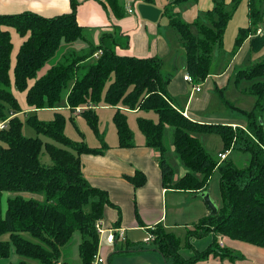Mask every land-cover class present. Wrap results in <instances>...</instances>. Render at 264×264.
<instances>
[{
    "label": "trees",
    "instance_id": "obj_1",
    "mask_svg": "<svg viewBox=\"0 0 264 264\" xmlns=\"http://www.w3.org/2000/svg\"><path fill=\"white\" fill-rule=\"evenodd\" d=\"M89 0H70L69 14L46 18L27 11L22 14L0 15V121L7 127L0 130V264H70L62 260L64 249L74 235L79 234L78 255L81 264H93L99 254V235L96 225L105 220L107 208L117 211L118 228L122 222L120 206L110 199L107 190L91 184L86 178L83 157H103L111 148L100 131L101 108L114 109L112 121L118 135V148L131 150L138 145L130 126V113H154L156 120L137 117V127L145 138L144 147L159 153L158 162L163 187L199 195L209 191V182L220 174L221 198L218 213L205 215L188 231V238L214 234V241L192 259L181 254V241L163 225L148 229L152 248L165 262L193 264L208 256L225 258L229 251L219 245L217 236L227 237L246 244L264 248V0H248L249 24L241 27L236 36L233 56L248 41L250 55L258 56L253 65L235 71V84L251 82L245 94L256 98L252 110H242L225 98L220 91V101L227 108L238 110L245 116L244 126L207 124L184 116L168 91L172 77L164 76V62L159 57L136 58L121 56L116 48H127L129 36L123 35L116 24L112 33H103L98 46L88 41L81 52L73 51L61 63L51 68L30 86L29 79L37 76L44 65L53 59L63 44L87 40L86 27L78 23L79 7ZM98 1L109 17L119 21L128 14L123 0ZM154 4L155 0H147ZM199 0H172L163 9V17L180 36L187 74L192 84L198 86L211 76L213 56L222 49L226 28L239 9L242 0H212L213 7L200 12L193 23L182 19L183 4L197 5ZM196 27L198 35L192 32ZM11 29L27 40L17 54L14 84L26 92L27 109L12 92L10 63L13 50ZM103 53L96 59V53ZM66 101L73 114H79L93 134L102 143L90 147L84 141H73L65 135L68 118L59 109ZM78 108H83L77 113ZM56 110L50 120H42L39 111ZM31 125L38 135L52 139L62 147L44 142L39 137L24 135L25 125ZM173 130V147L186 173L175 180V168L168 158L164 144L166 128ZM211 134L221 137L224 160L213 158L194 134ZM234 150L249 153L244 166L230 159ZM43 151L50 156L52 165H43ZM148 178L139 170L128 178L137 190L146 185ZM4 193H9L7 208L2 210ZM135 217L140 225L138 208ZM105 222V221H104ZM190 246V244H189ZM17 258V260H16Z\"/></svg>",
    "mask_w": 264,
    "mask_h": 264
},
{
    "label": "crops",
    "instance_id": "obj_2",
    "mask_svg": "<svg viewBox=\"0 0 264 264\" xmlns=\"http://www.w3.org/2000/svg\"><path fill=\"white\" fill-rule=\"evenodd\" d=\"M168 1L155 0L154 4H151L147 0H123L125 7L128 3L134 6L136 15L127 14L125 18L117 21L113 17H109L98 1L89 0L79 7L77 20L82 27L86 28L110 30L113 24L119 26L121 33L129 36L127 48H116L121 56H132L140 59L156 56L161 58L164 62L162 74L166 77H172L168 91L176 100H181L178 103L180 104L179 107L184 111L185 117L199 123H220L233 125V127L244 126L245 116L243 117L236 109L231 108L233 112L228 116H223L225 119L212 118L208 113L211 110V106L217 104V97L214 92L229 90L228 87L232 79V76L229 75L231 68L222 73L217 72L213 74L211 72L209 79L201 84L206 90L200 96H197L196 93H202L204 91L202 89L203 86L201 87L202 90L195 91L194 85L185 80L187 70L185 68V55L180 44V38L169 25L168 19L163 17V9L169 3ZM212 7V0H199L197 5L190 6L183 12L180 9H176V11L181 12L182 19L186 22L193 23L200 12L209 11ZM27 11L46 18H55V16L71 12L70 0H0V15L22 14ZM245 22H247L246 25L237 26L238 28L236 27L233 33L236 31L238 33L241 27L248 26L249 20L247 18L244 21L240 20L238 24H245ZM96 36L98 39V34ZM224 39H226V34ZM99 40L96 44L99 43ZM243 45L240 52L233 58L232 69L234 73L237 70L234 66L241 67L247 60V56L250 55L248 41ZM257 57L253 55L252 59L256 60ZM211 93H214V95ZM144 144L142 142L137 144L138 147L126 150L118 148L117 141L109 145L111 149L103 157L88 156L82 159L85 166V176L90 180L91 184L107 190L111 201L116 206H120L122 213L125 208V215H122V222L119 227L125 229L126 234L140 230L147 232L149 228L154 229L157 225H163L168 231L166 225L168 219L166 218V213H164L163 199L173 190H167L163 187L161 170L159 162H157L159 153L151 148L144 147ZM136 170L143 172L148 178L146 185L137 190L128 181V178L132 177ZM175 192L187 194L181 191H173V193ZM197 197L199 196L197 195ZM135 206L138 208L143 225H140L138 220H136ZM209 211L207 206L203 212V217L209 214ZM117 217V211L109 207L105 213L104 223L108 227H116V223L118 222ZM195 223L197 222L193 224ZM126 241L128 242V239ZM116 243L108 244L106 241L103 243L101 249L103 250L102 257L105 259V264H123L121 263L122 260H129L133 264H159L151 255L136 256L139 252L123 253L114 257L115 252L118 250ZM155 252L159 254L157 251ZM120 256L124 259H118Z\"/></svg>",
    "mask_w": 264,
    "mask_h": 264
},
{
    "label": "rangeland",
    "instance_id": "obj_3",
    "mask_svg": "<svg viewBox=\"0 0 264 264\" xmlns=\"http://www.w3.org/2000/svg\"><path fill=\"white\" fill-rule=\"evenodd\" d=\"M172 1V0H169ZM168 1V2H169ZM136 2V1H135ZM99 5L102 7V5L99 3ZM193 6L191 4H183V6L180 7L181 12L186 10L188 7ZM104 8V7H103ZM105 10V9H104ZM106 11V10H105ZM107 13V12H106ZM249 14V2L248 0H242L241 5L237 12L234 14L233 19H231L230 24L228 25L226 29V39H224L223 48L219 49L217 48L214 56H213V65L211 67V72L214 73H222L227 71L229 68V75L232 76L231 83L228 87L229 90H225V98L227 100H230L233 104L237 105L240 108H244L246 110H252L254 106L256 105V98L254 96H251L249 94H245L243 92L244 89L248 88L249 85H251V82L248 81H242V83L237 86L235 84V77L236 74L234 73V70L232 69V65L234 63V56H233V48H234V42L237 36V31L233 33V30L237 26L246 25L245 24H238L240 20H245L246 18L249 20L248 17ZM238 28V27H237ZM262 29V30H261ZM261 29L258 31H261L259 34H261L264 30V24L261 26ZM175 31V30H174ZM112 33L113 28L110 30H103L102 28H86L85 30V36L87 37V40H79L77 42H73L70 44H63L61 48L57 51L58 53L56 56L51 59L49 62H47L43 69L38 72L37 76L34 78L29 79L30 86L33 85L36 80L40 79L45 75L51 68L56 66L57 64L61 63L64 59V56L68 55L69 53L76 51L81 52V50L85 49V47L88 45V41L91 42L93 45L98 46L102 37L103 33ZM192 32L198 35L196 27H192ZM175 33H177L175 31ZM98 34V39L96 38ZM179 36V34L177 33ZM11 37L13 39V50H12V56H11V63H10V80L12 82V92L15 96L18 97L19 103L23 109H27V102H26V92L19 91L15 84H14V70H15V64L17 59V52L20 48V46L27 40L26 38L21 37L15 29H11ZM180 38V36H179ZM100 39V40H99ZM99 40V43L96 44V42ZM119 48V47H118ZM119 54V52H118ZM247 60L244 64H242L241 67H238L235 65L234 67L237 68L236 71L242 70L243 68L250 67L255 62L254 59H252L251 55H248ZM181 68V67H180ZM179 68V69H180ZM186 68V65H185ZM187 75V74H186ZM230 80V79H229ZM191 85V84H190ZM194 85V84H193ZM192 85V86H193ZM201 85V84H200ZM194 85L193 87H198L199 90L204 89V91L201 93H196L197 96L203 95L205 93V87L203 85L201 86ZM203 86V87H202ZM202 87V89H201ZM196 91V90H195ZM217 100L215 106H211V110L208 112L212 118L217 119H225L223 116H228L230 113L233 112L231 108H227L223 103H221L219 99L220 91L214 92ZM214 93H211L214 95ZM178 102H181L180 99H177L175 101L176 105H180ZM181 108V107H180ZM59 109L62 113L66 115L68 118L67 121V127L65 130V135L72 139L73 141H84L87 145L94 148H99L102 146V143L99 141V139L93 134L91 129L89 128L88 124L84 121V119L79 114H73V122L69 121V118L72 116L70 109L67 107L66 101H62L59 104ZM102 110H109V111H102ZM56 110L53 109H44V111H39V116L42 120H50L53 118L54 113ZM114 113V109H105L101 108L99 110V116H100V131L105 136V143L109 146L114 144L118 141V135L116 134V128L114 125V122L112 121V114ZM238 116L237 114H235ZM137 117H147L150 119L156 120V115L154 113H139L129 114V120H130V126L131 129L135 135V141L136 144L145 143V138L143 134L140 133L138 127H137ZM242 117V116H241ZM262 125L264 126V114L263 118L261 120ZM24 135L28 138H35L39 137L44 142H49L57 147L64 148L61 144L55 143L52 139L49 137L38 135L35 132V129L31 126L26 124L24 127ZM166 136L164 139V144L166 148H168V158L169 162H171L173 168H175V180H179L183 175L186 173V169L181 161L177 158V155L175 153V149L173 147V130L170 127L166 128ZM203 144V146L206 147V150L211 154L213 158H217V155L219 153H222L224 151L223 142L220 136L218 135H211V134H194ZM115 141V142H114ZM158 153V152H157ZM235 162H237L238 166L243 167L247 159L250 158L249 153H243L239 150H234L230 157ZM158 160V159H157ZM224 160V159H222ZM41 162L43 165H52V161L50 156L47 154V152L43 151V154L41 156ZM158 162V161H157ZM219 180H220V174H215L212 179L209 182V191L211 192V196L213 200L218 204L221 194L219 189ZM9 193H4L3 199H2V210L5 213L7 208V199L10 197ZM134 201V200H133ZM202 199L200 197H197L196 195L192 194H180V193H173L171 191L167 194V196L163 199V205H164V213L167 215V221L166 225L168 227V231L170 233H173L178 237L181 241V254L182 256L189 260L192 259L193 256H195L198 252H203L205 249L209 247L210 244L214 241V234H207L203 237H198L196 235L191 236V238H188V231H191L194 229V222H198L203 217V212L207 208L206 204L202 203ZM134 204V202H133ZM125 215V208L123 209L122 215ZM74 239L70 245H68L63 251V258L62 260H66L70 264H81V260L78 255V244L81 241V237L79 234L74 235ZM150 234H148L145 230L135 231L134 233L128 232L127 233V239L125 243H122V241L116 243L117 244V251L115 252L114 257L119 256L123 253H138V255L142 256H153L159 264H174L172 261L165 262L164 259L162 260L161 256L157 254L154 251V248H152L151 241L148 243H145V240L148 239ZM8 235L1 237L0 240L6 241L8 240ZM217 240L219 242V245L226 248L229 251V256L225 258H219L208 256L203 261H196L193 264H264V248L256 247L252 244H246L239 241H232L231 239L221 236H217ZM190 244V246H189ZM143 248V250H142ZM124 259L123 257H119L118 259ZM17 260V258H16ZM30 264H40L38 261H29ZM123 264H133L129 262V260H122Z\"/></svg>",
    "mask_w": 264,
    "mask_h": 264
},
{
    "label": "built area",
    "instance_id": "obj_4",
    "mask_svg": "<svg viewBox=\"0 0 264 264\" xmlns=\"http://www.w3.org/2000/svg\"><path fill=\"white\" fill-rule=\"evenodd\" d=\"M127 7V12L130 15H136L134 6L131 5V3H128L126 5ZM261 31H259L260 33ZM103 53L102 50H99L98 53L95 54V58L98 59L99 56H101ZM185 80L192 83V77L189 76L188 74L185 75ZM194 90L200 91L198 87L194 88ZM83 111V108H78L77 113H81ZM7 122L5 121H0V130L5 129L7 127ZM220 159H225L227 157V154H219ZM96 230L97 234L99 235V254L95 257L93 264H105V259L102 257V245L105 243V241L108 244H115L116 242H125L127 240V234L126 230L123 228H113V227H108L104 221H99L96 225ZM152 236H149L148 239L145 240V243H148L152 241Z\"/></svg>",
    "mask_w": 264,
    "mask_h": 264
},
{
    "label": "water",
    "instance_id": "obj_5",
    "mask_svg": "<svg viewBox=\"0 0 264 264\" xmlns=\"http://www.w3.org/2000/svg\"><path fill=\"white\" fill-rule=\"evenodd\" d=\"M198 196L202 199L203 203H206V205L208 206V208L210 210L209 214L212 215V216L217 215V213H218V205L213 200L210 191H207V190L205 191L204 190Z\"/></svg>",
    "mask_w": 264,
    "mask_h": 264
}]
</instances>
